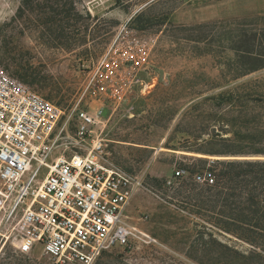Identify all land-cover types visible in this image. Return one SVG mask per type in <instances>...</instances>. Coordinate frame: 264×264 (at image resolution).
Returning a JSON list of instances; mask_svg holds the SVG:
<instances>
[{
  "label": "rangeland",
  "instance_id": "rangeland-1",
  "mask_svg": "<svg viewBox=\"0 0 264 264\" xmlns=\"http://www.w3.org/2000/svg\"><path fill=\"white\" fill-rule=\"evenodd\" d=\"M76 2L82 18L49 36L30 13L12 21L18 0H0V67L69 119L102 106L84 89L122 25L158 36L150 87L115 110L106 104L96 130L101 161L137 178L126 216L152 240L111 248L94 264H264V248L214 227V194L192 178L216 162L264 160L255 153L264 152V68L245 74L231 49L242 28L264 29V0ZM225 151L233 154H216ZM178 170L186 174L176 178ZM0 264L56 263L2 242Z\"/></svg>",
  "mask_w": 264,
  "mask_h": 264
},
{
  "label": "built area",
  "instance_id": "built-area-1",
  "mask_svg": "<svg viewBox=\"0 0 264 264\" xmlns=\"http://www.w3.org/2000/svg\"><path fill=\"white\" fill-rule=\"evenodd\" d=\"M157 41L122 25L84 89L102 106L69 119L0 67V243L21 254L40 250L56 264H94L111 248L152 240L126 216L137 178L101 161L96 130L106 104L115 110L150 87L144 77ZM185 174L178 170L175 177ZM192 178L207 186L215 180L208 169Z\"/></svg>",
  "mask_w": 264,
  "mask_h": 264
},
{
  "label": "trees",
  "instance_id": "trees-1",
  "mask_svg": "<svg viewBox=\"0 0 264 264\" xmlns=\"http://www.w3.org/2000/svg\"><path fill=\"white\" fill-rule=\"evenodd\" d=\"M19 6L12 21L26 14L42 18L49 36L60 30L64 20L75 23L82 18L77 0H18ZM87 18L91 16L87 14ZM199 26L198 28H203ZM144 31L143 28L135 27ZM239 60L249 65L245 74L264 68V29L242 28L231 48ZM264 155V152H255ZM216 154H233L218 152ZM221 161V160H220ZM220 168L217 174V168ZM215 180L209 186L214 194V227L245 244L264 248V160L221 161L213 165Z\"/></svg>",
  "mask_w": 264,
  "mask_h": 264
},
{
  "label": "bare ground",
  "instance_id": "bare-ground-1",
  "mask_svg": "<svg viewBox=\"0 0 264 264\" xmlns=\"http://www.w3.org/2000/svg\"><path fill=\"white\" fill-rule=\"evenodd\" d=\"M183 154H185V155H189L190 153H183ZM199 156H201V155H199ZM206 157V156H205ZM231 158V157H230ZM233 158V157H232ZM235 158H238V159H243L242 157H235ZM253 158H256V159H260V157H253ZM217 159H219V158H217ZM223 159H225V158H221V160H223ZM1 184V183H0Z\"/></svg>",
  "mask_w": 264,
  "mask_h": 264
},
{
  "label": "crops",
  "instance_id": "crops-1",
  "mask_svg": "<svg viewBox=\"0 0 264 264\" xmlns=\"http://www.w3.org/2000/svg\"><path fill=\"white\" fill-rule=\"evenodd\" d=\"M127 211V210H126Z\"/></svg>",
  "mask_w": 264,
  "mask_h": 264
}]
</instances>
